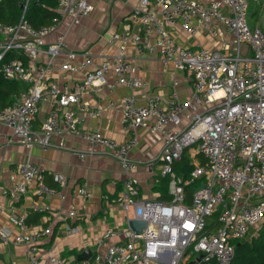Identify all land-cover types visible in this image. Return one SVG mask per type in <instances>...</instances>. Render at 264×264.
Returning <instances> with one entry per match:
<instances>
[{
	"label": "built area",
	"instance_id": "built-area-1",
	"mask_svg": "<svg viewBox=\"0 0 264 264\" xmlns=\"http://www.w3.org/2000/svg\"><path fill=\"white\" fill-rule=\"evenodd\" d=\"M248 7V0H140L126 17L124 30L110 35L109 42L116 51L104 56L94 68H90L93 55L71 50L66 34L53 42L46 40L66 19L72 25L79 24L93 11L91 0H59L51 23L38 29L24 16L16 24L0 22V72L7 79L29 84L11 104L0 108V124L10 128L14 139L26 147L36 143L48 148L53 145V136L62 134L89 142L91 148L79 152L80 157L95 155V147H106L125 173L118 197L120 207L128 220L147 222L138 234L126 228L125 241L109 243L104 252L99 251L93 261L84 264H232L236 242L264 219V27L249 25ZM176 24L186 38L205 34L216 40L226 31L231 39L221 40L220 46L200 41L180 43L169 28ZM130 48L137 57L159 55L164 64L188 71L193 81L190 97L181 99L176 92L167 99L142 94L147 82L131 73ZM10 53L14 56L6 60ZM41 53L49 55L50 61L65 55L61 70L81 73L82 79L73 85L51 80L47 65L39 60ZM79 55L82 61L75 62ZM101 86L132 89L120 99L124 128L133 133L126 142H118L100 129L83 130L79 126L80 119L72 107L100 116L101 107L91 104L85 95ZM44 102L50 111L40 130H35L34 121ZM140 128L163 135L158 159L161 175L168 178L169 199L140 194L135 175L138 163L130 155ZM58 146L68 148L63 142ZM187 149L194 168L184 177L176 172L174 163ZM199 154L206 158L205 164L197 159ZM15 171L14 183L7 189L0 186V196L17 201L35 181L38 193L57 192L44 184L39 165L26 160L19 162ZM53 178L64 185L63 174L56 172ZM201 183L204 185L198 189ZM191 185L194 187L188 197L187 187ZM75 194L89 198L88 183ZM31 210L44 213L51 207L33 202ZM216 213L213 223L209 218ZM76 216V209L59 214L65 221ZM10 221L19 228L18 238L28 247L26 264H67L53 247L40 245L43 236L52 232L50 227L34 228L27 222V213H12ZM116 233L108 229L99 248L105 238ZM2 236L7 238L8 231ZM84 250L89 251L87 245Z\"/></svg>",
	"mask_w": 264,
	"mask_h": 264
},
{
	"label": "crops",
	"instance_id": "crops-1",
	"mask_svg": "<svg viewBox=\"0 0 264 264\" xmlns=\"http://www.w3.org/2000/svg\"><path fill=\"white\" fill-rule=\"evenodd\" d=\"M139 1L91 0L94 9L89 15L84 16L79 24L72 25L70 19H66L60 23L57 32L50 34L46 40L53 42L58 35L66 34L71 50L79 54L88 51L93 55L90 68H94L104 56L116 51V47L109 42L110 35L113 31L124 30L126 17ZM248 4L249 25L264 27V0H248ZM169 28L178 42L188 45L200 41L206 45L220 46L221 40L231 39V35L226 31L221 32L220 39L214 40L205 34L198 38H186L179 24ZM128 56L133 64L131 73L147 82V88L140 91L142 94L159 95L167 99L176 92L181 99L190 97L193 81L188 71H180L170 64H164L159 55L137 57L132 48L128 50ZM39 58L48 67V77L60 85L65 83L73 85L83 77L81 73L61 70V64L66 60L65 55L50 61L49 55L41 53ZM81 61V55L77 56L75 62ZM109 80H114L112 74L109 75ZM12 81L18 82L21 89L13 94L11 103L20 91L29 86L24 81ZM174 81L178 84L174 85ZM131 93L132 89L126 86H117L114 89L101 86L87 93L85 99L93 105H99L102 110L100 116H93L78 107H72L80 119V128L100 129L118 142L130 140L133 133L124 128L120 99ZM139 102L142 103L144 100L141 98ZM49 111V105L46 102L42 103L33 129L40 130ZM137 136V142L130 155L138 163L135 175L140 181V194L148 198L169 199L168 178L161 175L158 159L163 146V135L140 128L137 130ZM60 142L68 148L59 147ZM52 144L48 148L36 143L26 147L14 139L10 128L0 124V186L3 189L11 187L17 176L16 165L29 160L42 168L44 184L57 191L55 194H40L37 191L38 183L35 181L17 201L11 200L8 196H0V202L3 204L0 210L1 263L26 264L29 261L28 247L18 238L19 228L10 221L12 213H27V222L34 228L50 227L52 232L43 236L40 245L43 248L53 247L54 253L60 255L67 264L93 261L94 256L99 251L104 252L109 243L126 240L123 232L129 227L128 218L118 201L122 189L121 181L125 177L120 163L109 155L107 148L103 146L95 147V155L80 157L79 152L88 151L91 145L76 135H54ZM56 172L64 175V185L54 180L53 174ZM163 179H167L166 186L163 185ZM86 182L91 196L83 199L75 193ZM60 193L64 195L63 198ZM33 202L48 204L51 210L44 213L33 211L31 210ZM71 209H76L78 216L66 221L59 218V214L67 213ZM37 214L41 215L36 216ZM108 229H115L117 233L105 238L104 246L99 248V241L105 237ZM6 231L8 236L4 238L2 232ZM85 245L88 252L84 250ZM84 253L92 255L88 259L81 258Z\"/></svg>",
	"mask_w": 264,
	"mask_h": 264
},
{
	"label": "trees",
	"instance_id": "trees-1",
	"mask_svg": "<svg viewBox=\"0 0 264 264\" xmlns=\"http://www.w3.org/2000/svg\"><path fill=\"white\" fill-rule=\"evenodd\" d=\"M59 0H0V22L7 24H16L22 16L34 28L51 23L53 17L57 14L56 7ZM14 55L10 53L6 60ZM21 89V85L12 80L4 78L0 72V108L7 106L12 101L14 93ZM201 163H206V158L199 154ZM176 172L184 177L194 168L189 149L185 150L182 158L174 163ZM167 179H163V185L166 186ZM193 185L187 187V194L191 196ZM41 215L37 214L36 216ZM218 213L210 220L216 223ZM264 220L260 223L263 226L256 232L250 231L246 237L236 242V255L232 264H264ZM259 223V224H260ZM258 224V225H259ZM214 225V224H212ZM257 225V226H258ZM256 226V227H257ZM250 234V235H249ZM200 264H218L216 261L201 262Z\"/></svg>",
	"mask_w": 264,
	"mask_h": 264
},
{
	"label": "water",
	"instance_id": "water-1",
	"mask_svg": "<svg viewBox=\"0 0 264 264\" xmlns=\"http://www.w3.org/2000/svg\"><path fill=\"white\" fill-rule=\"evenodd\" d=\"M204 185V183H201L199 186H198V189L202 188ZM128 225L129 227L135 232V233H140L141 232V229L142 228H145L147 226V222L144 221V220H139V219H134V218H131L128 220ZM91 253H84L82 255L81 258H85V259H88L91 257ZM202 257V255H199L198 256V259L200 260ZM190 264H193V262H191Z\"/></svg>",
	"mask_w": 264,
	"mask_h": 264
},
{
	"label": "rangeland",
	"instance_id": "rangeland-1",
	"mask_svg": "<svg viewBox=\"0 0 264 264\" xmlns=\"http://www.w3.org/2000/svg\"><path fill=\"white\" fill-rule=\"evenodd\" d=\"M259 15H260V12H259ZM258 15H256V17H257ZM199 161H201V159H200V157H198L197 158ZM194 160V159H193ZM209 220H211V218H209ZM264 220V219H263ZM264 222V221H263ZM263 226V224L261 225V223L257 226V227H254L253 229H252V231L250 232V234L251 233H256L261 227ZM249 234V235H250Z\"/></svg>",
	"mask_w": 264,
	"mask_h": 264
}]
</instances>
